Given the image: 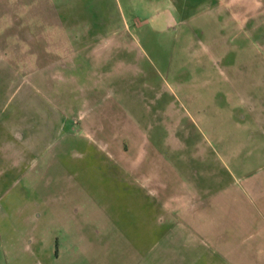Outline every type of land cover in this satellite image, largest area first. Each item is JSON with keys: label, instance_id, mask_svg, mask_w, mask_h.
Segmentation results:
<instances>
[{"label": "rangeland", "instance_id": "obj_1", "mask_svg": "<svg viewBox=\"0 0 264 264\" xmlns=\"http://www.w3.org/2000/svg\"><path fill=\"white\" fill-rule=\"evenodd\" d=\"M0 264H264V0H0Z\"/></svg>", "mask_w": 264, "mask_h": 264}]
</instances>
